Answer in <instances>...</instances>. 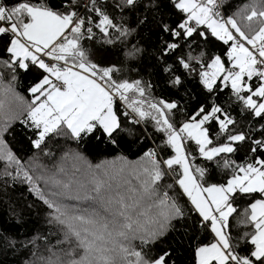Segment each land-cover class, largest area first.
I'll use <instances>...</instances> for the list:
<instances>
[{"label":"snow or ice","instance_id":"snow-or-ice-1","mask_svg":"<svg viewBox=\"0 0 264 264\" xmlns=\"http://www.w3.org/2000/svg\"><path fill=\"white\" fill-rule=\"evenodd\" d=\"M90 2L95 17L81 15L77 0H68L60 7L44 0H17L9 7L0 0V37L7 38L0 43H4L8 54L7 59H0V68L7 70L13 81L18 70H40L29 89L32 101L24 120L38 130L34 146L39 149L46 137L62 125L74 139L92 136L115 144L125 131L131 134L122 124V116H131L133 124L151 120L155 130L165 134V143L174 154L162 159L153 148L135 166L121 158L124 167L115 169V162L89 166L90 173L79 178L75 174L68 176L62 167L46 177H34L4 144L3 132L10 118L6 120L0 126V161L4 162L0 176H23L52 210L49 223L57 225L62 235L48 249V256L39 257L41 264H168L170 253L150 257L143 246L166 236L172 222L184 217L177 197L170 195L174 185L179 186L194 206L193 211L202 223L206 222L204 226L210 225L214 233V242L196 250L198 264H264V199L255 200L250 211L245 210L242 223L252 225V233H244L237 240L228 230L229 217L237 211L234 197L264 194V158L245 163L224 158L245 141L252 143V153L264 151V138L253 139L243 131H231L236 121L218 104L209 108L201 105L177 125L173 120L177 103L150 99V86L144 81L120 79L117 73L121 69L116 65L97 63L96 53L82 43L96 36L94 29L107 38L104 42L108 44L115 43L110 38L113 31L119 40L133 29L117 24L106 11L95 7V0ZM137 3L138 0H124L128 7ZM116 7L122 9L120 4ZM174 7L185 15L174 29L163 26L173 37L188 41L195 34L206 40L210 33L226 45L231 42L225 53L230 67L220 55L204 63L203 52L198 56L188 52L179 60L182 67L194 71L193 63L198 62L202 66L198 75L209 92L219 82L222 88H230L254 117L264 119V0H254L243 9L247 13L242 17L247 30L234 16L220 14L218 0H176ZM253 22H258L259 27H253ZM202 25L206 30L198 31ZM180 46L166 43L163 52H174ZM141 51L134 45L126 55L135 59ZM3 77L0 71V82ZM254 79L258 81L255 87ZM173 82L180 84V77ZM5 91H11L10 84ZM118 102L124 111L119 110ZM3 107L0 101V109ZM212 121L219 128L216 138L226 134L225 142L214 144L206 127ZM260 128L264 130V124ZM187 141L195 142L199 157L206 163L231 170L225 183L205 185L209 169L196 164ZM172 174L178 177L174 185H164L165 178ZM41 180L56 189L51 198L41 189ZM69 192L75 194L71 202L65 203ZM240 240L250 242L253 249L241 255Z\"/></svg>","mask_w":264,"mask_h":264},{"label":"trees","instance_id":"trees-1","mask_svg":"<svg viewBox=\"0 0 264 264\" xmlns=\"http://www.w3.org/2000/svg\"><path fill=\"white\" fill-rule=\"evenodd\" d=\"M3 2L10 7L17 0H3ZM44 2L60 7L62 3L67 4L68 0H44ZM175 2L176 0H138L134 7H128L124 5V0H95V7L102 8L117 24L123 23L133 31L129 36L119 40L116 39V33L113 31L110 38L115 43L108 44L104 42L107 38L94 29L96 36L91 40H84L83 46L96 53L94 59L97 63L112 64L120 68L121 71L117 73L118 78L144 81L150 86L148 89L150 99L177 103L178 109L173 110V120L177 125L185 122L201 105L209 108L212 104H218L224 107L236 121L234 128L230 126L231 131H243L250 134L253 139L264 138V130L260 128L264 124V119L256 118L246 110L230 88H222L218 82V86L209 92L198 75L202 67L198 62L193 63L194 71L183 68L179 63L180 58H186L188 52L193 56L203 52L204 63H209L212 57L220 55L225 59L226 67H230L225 53L231 42L226 45L210 33L206 40L194 34L193 38L185 41L164 31V25L174 29L185 15L174 7ZM253 2L254 0H224V14L234 16L241 27L247 30V22L242 19L247 13L243 9ZM117 4H120L122 9L117 8ZM92 8L90 0H77V10L81 15L95 17L97 14ZM253 27H259L258 22H253ZM205 30L203 25L198 29V31ZM6 40V37H0V41L6 42ZM173 42L179 43L180 48L164 54L165 44ZM134 45L142 50L135 59L126 55ZM7 58L4 43H0V59ZM0 71L4 72L3 81L0 82V101H3L4 107L0 109V115L5 120L12 117L4 132L5 144L22 163L31 160L35 162L37 159L41 164L39 171L43 175L48 174L47 169L63 164L61 159L65 155L68 157L65 165H69L73 153L82 156L88 162V166L115 162L113 165L115 169L125 166L119 157L137 165L142 161L144 154L153 148L162 159L174 154V150L165 143V134L156 131L151 120L143 121L141 126L133 124L131 116H122L123 127L130 130L131 134L125 131L115 144L92 136L74 139L62 125L56 133L46 137L45 142L37 149L33 141L37 138L38 130L30 123L25 124L24 120L27 119L28 106L32 101L29 89L36 82L40 70L36 68H31L29 71L18 70L14 81L7 70L0 68ZM176 77H180V84L173 82ZM257 83L258 81L254 79L253 87ZM9 84L11 91L6 92L5 89ZM117 107L121 112L125 110L123 104L119 102ZM206 127L209 128L214 144L225 142L226 134L221 135L219 139L216 138L215 134L219 128L215 121ZM252 146L250 141L237 144V151L224 158L237 163L251 162L258 157L264 158V151L258 150L252 153L250 151ZM187 148L196 156V164L209 169L205 176L206 186L225 183L232 175L229 169L203 161L198 155L194 141H187ZM3 169L4 162L0 161V172ZM10 171L14 172L13 169ZM176 171L178 172L179 169L177 168ZM177 178L172 174L165 178L163 184L174 185ZM32 187L23 176L16 179L0 176V264H41L39 257L48 256V249L62 238L58 226L49 223L52 210L32 191ZM169 191L170 195L177 197V202L185 215L182 219L172 222L173 227L166 236L154 244L144 245V251L150 257L165 252L170 253L168 264H198L196 250L214 242V233L210 225L204 226L206 222L202 223V218L193 211L189 198L182 193L178 185H174ZM258 199H264V194H237L234 197L233 206L237 211L229 217L228 230L235 239L238 240L244 233L254 231L252 225H244L242 221L245 218V210L250 211V204ZM135 243L139 247V242ZM252 249L253 245L250 242L240 240L238 250L241 255L247 254Z\"/></svg>","mask_w":264,"mask_h":264},{"label":"rangeland","instance_id":"rangeland-1","mask_svg":"<svg viewBox=\"0 0 264 264\" xmlns=\"http://www.w3.org/2000/svg\"><path fill=\"white\" fill-rule=\"evenodd\" d=\"M10 118H12V117H10ZM131 119H132V117H131ZM7 120H9V119H7ZM5 121L6 120L3 119L2 116L0 115V126H2ZM4 132H3V136H4ZM3 141H4V139H3ZM4 144H5V141H4ZM6 147H7V145H6ZM7 149H9V148L7 147ZM70 158L72 159V162L69 165H65V164H67V160H68L67 155H65V157H62V159H61L63 164H59L58 167L56 166L55 168H49L46 170V172H48V173L55 172L57 169L62 167L64 169L65 173L68 174V176L75 174L76 177L79 178L81 176H86L90 173V168L88 166V162L82 156H78V155H75L73 153L70 156ZM119 158H122V157H119ZM118 163H116V164H118ZM139 163L140 162H138L137 165ZM23 164H24L25 168H27L30 171V173L32 175H34V177H40V176L46 177L47 176V175H43L42 173H40L39 170L41 168V164L38 163L37 159H35V162H32V160H31V161L23 163ZM128 164H129V166H135L136 165V164L131 163V162H128ZM117 166H120V165H117ZM92 167H94V166H92ZM116 169H117V167H116ZM9 170H12V169H9ZM38 183L41 184L40 187H41V189L44 190L46 196L48 198H51V195H49V194L56 191V189L53 186H51L50 184L45 183V181H43V180L38 181ZM74 194H75V192L66 193V198H64V202L65 203L71 202L70 197L73 196Z\"/></svg>","mask_w":264,"mask_h":264},{"label":"built area","instance_id":"built-area-1","mask_svg":"<svg viewBox=\"0 0 264 264\" xmlns=\"http://www.w3.org/2000/svg\"><path fill=\"white\" fill-rule=\"evenodd\" d=\"M223 1L224 0H218V3H219V8H218V11L220 12V14L224 17H227L225 14H224V6H223ZM79 11V10H77ZM80 12V11H79ZM81 14V12H80ZM141 126H143L142 122L140 123Z\"/></svg>","mask_w":264,"mask_h":264},{"label":"crops","instance_id":"crops-1","mask_svg":"<svg viewBox=\"0 0 264 264\" xmlns=\"http://www.w3.org/2000/svg\"><path fill=\"white\" fill-rule=\"evenodd\" d=\"M193 206V205H192ZM197 262H198V257H197Z\"/></svg>","mask_w":264,"mask_h":264}]
</instances>
